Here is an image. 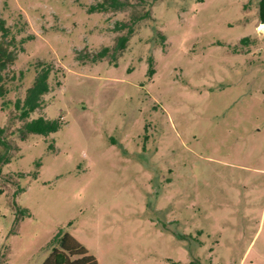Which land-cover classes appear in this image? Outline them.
I'll use <instances>...</instances> for the list:
<instances>
[{"label":"rangeland","instance_id":"374dc122","mask_svg":"<svg viewBox=\"0 0 264 264\" xmlns=\"http://www.w3.org/2000/svg\"><path fill=\"white\" fill-rule=\"evenodd\" d=\"M93 2L0 0V18L20 14L34 35L4 100L23 97L36 63L51 65L31 119L58 123L7 135L0 264H43L60 229L97 264H264L259 0H159L116 66L77 58L111 45L129 16L88 13Z\"/></svg>","mask_w":264,"mask_h":264},{"label":"trees","instance_id":"16d2710c","mask_svg":"<svg viewBox=\"0 0 264 264\" xmlns=\"http://www.w3.org/2000/svg\"><path fill=\"white\" fill-rule=\"evenodd\" d=\"M159 0H94L89 5L88 13H102L116 15L118 13H129L127 20L116 21L114 29L118 35L115 36L111 45L101 47L93 54L84 53L83 56H77L82 62L85 60L92 64L107 61L116 66L117 60L126 49L129 39L136 32L139 24L151 20L150 7ZM257 17L260 24L264 25V0H259L257 7ZM165 46V37L159 32L156 33ZM34 35L29 32L28 23L20 14H17L8 24L0 18V98L3 99L1 109L7 114V124L0 128V148L5 152H0V171L2 165L10 161L6 151L10 149L8 134L15 135L20 140H25L30 134L48 135L58 129V123L51 121L43 116L31 119V115L44 108L42 97L50 90V75L57 72L51 65L38 62L34 65L36 76L32 85L26 89L23 97H16L11 102L4 100L10 93V84L18 81L20 83L23 73L16 75L12 66L19 52L24 50L23 44L26 40H31ZM248 41L247 38L240 40V43ZM148 74L154 73L152 59L149 57ZM61 82L56 79V85ZM15 91L19 90L20 85H12ZM20 124L19 127H15ZM52 148V146H49ZM18 178L24 177L23 174H17ZM35 175L33 177L35 178ZM11 182V180H9ZM20 191V189L18 190ZM23 214H27L23 211ZM28 215V214H27ZM49 258L43 264H97L93 255H91L81 244H79L65 230L60 229L49 241Z\"/></svg>","mask_w":264,"mask_h":264},{"label":"bare ground","instance_id":"6f19581e","mask_svg":"<svg viewBox=\"0 0 264 264\" xmlns=\"http://www.w3.org/2000/svg\"><path fill=\"white\" fill-rule=\"evenodd\" d=\"M257 30L264 32V25L260 24Z\"/></svg>","mask_w":264,"mask_h":264}]
</instances>
